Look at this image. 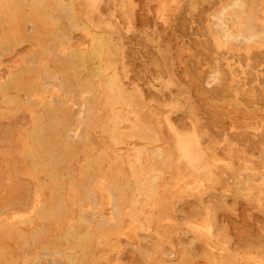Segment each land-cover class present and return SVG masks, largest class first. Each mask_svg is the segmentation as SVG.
Segmentation results:
<instances>
[{
    "label": "rangeland",
    "instance_id": "374dc122",
    "mask_svg": "<svg viewBox=\"0 0 264 264\" xmlns=\"http://www.w3.org/2000/svg\"><path fill=\"white\" fill-rule=\"evenodd\" d=\"M0 264H264V0H0Z\"/></svg>",
    "mask_w": 264,
    "mask_h": 264
},
{
    "label": "bare ground",
    "instance_id": "6f19581e",
    "mask_svg": "<svg viewBox=\"0 0 264 264\" xmlns=\"http://www.w3.org/2000/svg\"><path fill=\"white\" fill-rule=\"evenodd\" d=\"M219 21H221V20H219ZM221 23H222V22H221ZM222 26H223V25H222ZM224 30H225V29H224ZM224 30H223V31H224ZM224 32H225V31H224ZM229 33H230V32H229ZM227 35H228V34H227ZM225 36H226V34H225ZM231 36L234 37L233 35H231ZM231 36H230V34H229L228 37H230V39H231V38H232ZM253 36H254V35H253ZM253 36H252V37H253ZM252 37H250V38L252 39ZM253 38H254V37H253ZM232 39H235V38H232ZM236 39H237V37H236ZM99 46H100V44H99ZM95 48H96V47H95ZM114 84H115V83H114ZM111 87H112V86H111ZM113 87H114V86H113ZM117 87H118V86H117ZM117 89H118V88H117ZM117 92H118V91H117ZM118 97H119V96H118ZM122 98H123V97H122ZM123 99H124V98H123ZM107 102H108V101H107Z\"/></svg>",
    "mask_w": 264,
    "mask_h": 264
}]
</instances>
